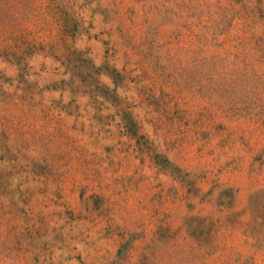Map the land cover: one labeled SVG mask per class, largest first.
<instances>
[{
	"label": "rangeland",
	"instance_id": "374dc122",
	"mask_svg": "<svg viewBox=\"0 0 264 264\" xmlns=\"http://www.w3.org/2000/svg\"><path fill=\"white\" fill-rule=\"evenodd\" d=\"M0 264H264V0H0Z\"/></svg>",
	"mask_w": 264,
	"mask_h": 264
}]
</instances>
